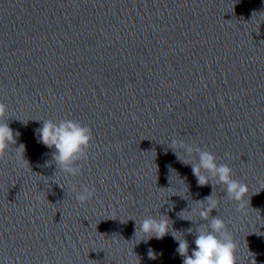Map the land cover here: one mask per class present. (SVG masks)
Listing matches in <instances>:
<instances>
[{
  "label": "water",
  "instance_id": "1",
  "mask_svg": "<svg viewBox=\"0 0 264 264\" xmlns=\"http://www.w3.org/2000/svg\"><path fill=\"white\" fill-rule=\"evenodd\" d=\"M21 143L29 165L17 162ZM54 151L17 139L0 161V264H183L176 239L188 241L191 255L195 229L207 224L190 212L199 210V200L89 161L80 162L82 175H66L52 162ZM81 185L96 189L85 203L73 191ZM183 210L191 221L178 215ZM161 215L169 218V233L148 239L140 223ZM211 215L225 221L237 264H264V218L219 206ZM149 248L157 259L148 258Z\"/></svg>",
  "mask_w": 264,
  "mask_h": 264
},
{
  "label": "clouds",
  "instance_id": "2",
  "mask_svg": "<svg viewBox=\"0 0 264 264\" xmlns=\"http://www.w3.org/2000/svg\"><path fill=\"white\" fill-rule=\"evenodd\" d=\"M6 113L7 105L0 102V161H4L7 152L17 144V137L20 135L19 132H14L9 127L8 119H5ZM36 132L40 143L49 149H55L52 153V162L55 163L56 168L72 177L82 175L83 165L80 162L88 161V152L94 139L91 128L74 119L64 118L58 122L48 119L42 121V127ZM177 147L189 157H192L193 154L198 156V161L193 163L191 160H181L177 155L182 163L191 165L197 185L204 187L211 183L213 188L211 195L198 202L200 203L199 210L194 208L190 210V212L198 211L200 219L207 221V224H201L195 229V249L192 250L191 255H189L188 241L176 239L172 231V236L178 241L177 252L183 258V264H237V245L228 231L225 221L219 215H211L213 210L218 207V201L212 197L215 187L223 185L227 198L237 202V210H240L243 208L244 198L249 192L247 184L234 179L232 169L227 164H218L217 157L212 152L184 140L173 138L171 148ZM15 151L17 162L29 165V162L24 158L25 145L19 144L18 147H15ZM261 183L264 184V180ZM73 191L77 201L85 203L94 197L96 189L94 186L81 185L80 190H76L73 186ZM205 201L207 202L206 206L202 203ZM184 211L178 213L182 219H185L182 215ZM139 227L141 232L148 235V239L152 237L162 239L170 231L169 218L166 215H161L160 218L149 216L140 223ZM186 231L191 234L193 229L189 228ZM148 239L144 241L147 242ZM147 255L151 260L157 259V254L151 248L148 249Z\"/></svg>",
  "mask_w": 264,
  "mask_h": 264
}]
</instances>
